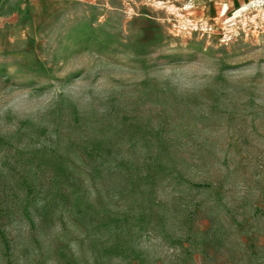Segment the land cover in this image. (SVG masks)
Wrapping results in <instances>:
<instances>
[{
	"label": "rangeland",
	"instance_id": "rangeland-1",
	"mask_svg": "<svg viewBox=\"0 0 264 264\" xmlns=\"http://www.w3.org/2000/svg\"><path fill=\"white\" fill-rule=\"evenodd\" d=\"M0 264H264V0H0Z\"/></svg>",
	"mask_w": 264,
	"mask_h": 264
},
{
	"label": "crops",
	"instance_id": "crops-1",
	"mask_svg": "<svg viewBox=\"0 0 264 264\" xmlns=\"http://www.w3.org/2000/svg\"><path fill=\"white\" fill-rule=\"evenodd\" d=\"M29 1H30V0H29ZM21 2H22V3H26V2H27V0H23V1L21 0Z\"/></svg>",
	"mask_w": 264,
	"mask_h": 264
}]
</instances>
